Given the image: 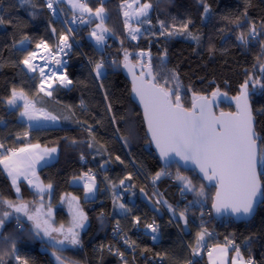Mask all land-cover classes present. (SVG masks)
Wrapping results in <instances>:
<instances>
[{"label": "trees", "instance_id": "1", "mask_svg": "<svg viewBox=\"0 0 264 264\" xmlns=\"http://www.w3.org/2000/svg\"><path fill=\"white\" fill-rule=\"evenodd\" d=\"M125 2L128 0H104L101 5L100 0H86L92 10L101 6L106 9L105 26L111 31L105 34V44L97 46L90 33L99 20L92 16L90 23L80 22L73 33L77 46L68 56L65 68L73 84L68 90L57 84L53 95L47 97L38 91L40 78L36 73H28L19 63L26 52L18 48L19 44L16 42L27 35L32 41L26 47L28 51H34L35 45L41 39L55 48L60 33L68 34L67 28L61 18L56 19L50 15L43 0H33L35 8L21 6L19 0H0V15L13 20L12 25H0V143L6 148H19L28 143L57 148V159L49 166V171L41 174L45 185H52L50 195L52 206L57 210L56 213L61 215L60 220H63L66 216L65 210L58 207L61 198L75 196L88 217V227L80 237L81 245L60 251L63 259L69 263L123 264L117 256L105 250L109 242L108 236L104 237L109 219L111 224L120 221V227L130 240L135 241L137 258L143 255V261L150 258L161 259L163 256L161 264L187 263L191 258L189 245L194 244L196 233L201 230L203 221L204 227L217 235L214 240L206 238V244L228 245L229 240L234 241L235 245L240 247L245 260L252 258L256 264H264V204L257 210L256 216L245 223H233L227 218L215 220L209 213H205V210L211 208L215 189L200 181L195 172H186L177 165L166 169L170 172V177H161L156 182L158 193L162 194V198L169 204L173 207L176 205L182 187L175 179L178 167L180 173L192 179L197 188L201 184L205 186V197L183 192L185 200L179 211L184 210L189 201L197 199L203 201L202 207L199 204L189 206L186 228L183 227L185 225L183 221H172L166 214L163 218L157 219L139 202L138 192L141 189H144L145 194L153 201L146 183L163 168L151 150L140 110L130 99V83L120 67L126 49L130 54L129 61L137 67L138 73L141 72L139 65L142 62L148 63L150 56L153 72L158 74L157 79L161 82L165 78L169 79V87L176 86V82L171 80V73L174 70L179 76L186 107H190L192 92L211 96L219 87L222 93H227L228 98L237 96L240 84L248 75H261L259 65L264 63V49L261 48L259 40H264V36L258 40H250L247 46L242 45L235 38L241 29L236 28L233 23L226 22L222 17L228 16L233 20L237 16L243 18L246 9L248 22L256 23L259 28L261 21H264V0H207L212 10L203 19L202 6L197 0H139L141 3L152 4L148 16L151 23L143 24L144 29L136 40L131 39L126 32L121 13V4ZM11 5L15 7H10ZM58 8L63 19L73 16L63 5H58ZM33 12L34 16L31 14ZM81 17L84 21L90 19L89 15ZM173 18L176 22L191 18L193 23L190 25V31L200 36L199 43L183 35L173 37L161 35L158 21H164L168 25L173 22ZM52 28L56 29L55 33L51 31ZM242 30L247 31V24ZM70 41L73 42V39L70 38ZM141 52L146 54L143 59L138 56ZM101 57L109 61L106 63L105 77L102 81L96 80L92 72L94 63ZM257 57L260 58L259 61ZM112 61L116 63L113 64ZM101 82L103 88L100 87ZM13 87L23 88L28 94L29 101L34 102L37 108L59 117L58 127L33 129L25 124L20 118L22 108L12 109L4 102L10 96ZM105 93L108 96L107 100ZM109 103L112 105L111 111L107 108ZM249 104L255 116V130L258 136L264 138V89L250 88ZM218 106L220 111H234L233 102L220 101ZM113 116L116 117L115 123L112 121ZM25 132L28 133L27 136L24 135ZM122 136L128 138L127 145L121 139ZM73 140L77 143L73 144ZM89 143L93 144V148L88 147ZM261 146L264 147V143ZM81 155L84 156L83 160L80 158ZM117 156L120 160L116 159ZM88 169L96 170L98 192L95 202L105 197L113 199L112 185H119L121 179L131 175L130 180L125 179L124 186V189H129L130 192L126 195L122 193L125 198L129 197L126 205L132 209L126 214V219L124 215L117 213L112 214L110 218L107 216L99 218L96 211L91 208L94 200L88 201L83 198L84 187L72 184L79 181L74 180V177L81 176ZM66 177L70 180L69 183L65 181ZM128 185L132 187H127ZM20 188L23 202L31 205L39 203L40 197L26 183L21 181ZM104 189L105 193L102 194ZM0 194L16 203L21 202L17 199L11 181L1 166ZM46 198H49L47 193L44 194V200ZM201 212L204 213L203 216ZM133 216L141 218V226L153 221L159 225V244L154 245L150 238L133 232ZM23 222L24 228L18 229L15 218L11 217L0 232L15 238L18 254L27 259L28 264H55L50 253L41 251L45 245L39 238L34 237L29 222L25 220ZM10 248V242L0 243V252L10 251ZM4 260L6 264H18L8 255L4 256Z\"/></svg>", "mask_w": 264, "mask_h": 264}, {"label": "snow or ice", "instance_id": "2", "mask_svg": "<svg viewBox=\"0 0 264 264\" xmlns=\"http://www.w3.org/2000/svg\"><path fill=\"white\" fill-rule=\"evenodd\" d=\"M62 0H45L46 7L56 14L57 9L54 5L60 4ZM103 5L104 0H100ZM21 6H30L35 8L33 0H19ZM72 8L79 9L81 15L88 13L90 19L82 23L91 22V17L99 20L95 29L90 35L95 39L97 46H103L105 44L106 33L111 30L105 26L106 9L101 6L93 10L87 6L86 3L81 0H69ZM139 6L135 10V17L140 24H150L151 20L148 18L149 10L152 8L151 3H140L139 0H135ZM197 3L202 6V19L211 13V5L207 0H197ZM10 7H15L11 5ZM123 8L124 5L122 4ZM132 7L131 4L128 5ZM33 16L35 13H31ZM125 27L128 29V35L131 39L136 40L137 34L140 33V28H132L129 24L130 13L124 11ZM143 18V19H141ZM75 16L72 23H75ZM228 23H233L236 28L241 29L236 35V40L247 46L250 40H258L259 37L264 36V21H261L259 28L256 23L248 22L247 10L241 16L235 17L233 20L228 16L222 17ZM160 34L173 37L177 35H183L186 38L192 39L199 43L200 36L194 35L190 31V25L193 23L191 18H187L184 21L176 22L173 18V22L166 25L164 21H158ZM12 25L13 20L7 19L4 15H0V25ZM245 24H247V31H243ZM53 33L56 32L55 28H52ZM73 29H68L67 32L71 33ZM223 31V29H221ZM31 38L24 35L18 43L19 45L31 44ZM261 48L264 49V40H259ZM15 46V45H14ZM36 49L42 50L46 55L40 56V59L44 61L43 64L36 63L38 53L37 51H28L26 48L22 51L26 52L23 59L20 60V64L27 69L28 73H39L40 82L38 85V91L45 96L51 97L53 95L54 84L58 83L60 87L67 88L73 84V81L69 79L66 70L56 71L52 67V63L59 69H64L66 61L63 59H57L58 53L67 55V50H71L72 44L69 43V35L65 32H61L58 38V43L55 48L50 47L47 41L41 39L39 43L35 45ZM102 51V48H101ZM129 53L124 50L123 66L128 69L132 75V92L139 99V103L143 106V118L147 125V132L150 135V142L155 144L156 149L159 152L160 158L165 162V168L157 171L152 176V184L155 185L162 176L169 175L166 169L172 164L179 165L183 162L184 165L189 163L196 166L199 172L202 173L203 179L208 182H214L216 188L215 195L212 198L211 209L217 214H227L235 217L238 220H244L251 217L260 204H264V138L258 136L254 128V120L252 109L249 104V90L259 87L264 89V63L259 65L260 76L255 74L248 75L243 83L239 86V95L232 97L235 101L236 112H224L221 111L219 115L214 112V107L218 106V100L221 97L227 98V93H222L219 87L211 93V98L206 95H200L192 92L190 107L185 106L184 96L181 92V86L179 83V76L173 70L171 73V80L176 82L175 87H169V79L165 78L162 82L157 79L158 74H154L151 64L150 56L148 63H141L139 66L141 72L136 75L134 68L135 65L129 61ZM145 53L141 52L138 56L143 59ZM166 56V50L165 54ZM259 57L257 60L259 61ZM90 63H92L90 61ZM113 64L116 61H112ZM164 59L161 58V65H163ZM255 68L256 65H253ZM49 71L46 72L45 69ZM106 63L103 57L99 61L94 63L92 72L96 80L102 81L105 77ZM35 77H33L34 79ZM101 82L100 87L103 88ZM191 91V89H189ZM105 99H108L107 93H105ZM18 101H23V104H19ZM6 104L12 108H22L20 116L27 119L29 127L33 126L32 122H38L40 120L51 121L56 123L59 117L53 115L50 112L45 111L42 108H37L34 102L29 101L28 94L23 88L17 89L13 87L11 89L10 96L6 99ZM83 105V101H81ZM108 111L112 110V105H107ZM67 119V118H65ZM113 123L116 121V117H112ZM89 132L91 134V126H89ZM119 131V129H117ZM28 135L27 132L24 133ZM127 145L128 138L121 137ZM73 144L77 141L73 140ZM89 148H93V144H88ZM0 165H3V171L7 173L11 179V187L15 190L16 197L20 200V203H16L11 199H7L0 194V229L4 228L5 222L13 216V213L19 214L15 216L16 225L18 229L24 228V222L22 216L26 217L31 222V232L34 237L39 238L45 245V249H52V256L57 264H64V260L58 253L62 250L63 246H79L81 245L80 230H83L86 226L88 219L87 215L79 207V199L75 196L62 197L61 201L65 199L68 201L69 210L71 213V221L68 227L64 224L59 226L55 225L52 218V209L48 205L47 209L44 204V194L51 195L52 185H44L39 182L36 177L35 168L43 161L45 164L53 159V153H56L57 149L45 148L41 149L39 144H25L19 148H6L3 143H0ZM81 160L84 156L81 155ZM120 160V157H116ZM123 163V161H121ZM103 167V165H101ZM35 177V180L29 177ZM21 178L28 182V185L34 189V193L40 197L39 203L30 205L23 202V198L20 195ZM125 179L130 180L131 175ZM125 179L119 181V185L113 184V207L120 210V214L127 218L126 214L132 211L125 203H121L120 194L115 192V189L125 186ZM175 179L181 184V192H192L196 197H205V186L201 184L199 188L193 184L192 179L188 176L182 175L177 168ZM74 180H83L85 196L92 195L97 188L96 177L91 171L83 173L79 177H74ZM127 187H132L128 185ZM144 192V189H141ZM154 196L160 198L156 200L157 204H163L167 206L168 210L172 213L173 218L176 220H182L185 226L188 225L187 212L189 206L193 204H199L203 206V201L197 199L195 201H189L184 210L178 211L167 200L162 198V194L158 192L153 193ZM11 209L12 211H7ZM46 209V210H45ZM201 212V216H203ZM211 215V213H209ZM132 220L134 225H139L141 218L139 216H133ZM152 233L159 232V225L153 221L151 224L144 226ZM114 234H120L122 229L120 227V221H116V227L114 228ZM56 234V235H53ZM212 233L204 227L203 221L201 222V230L196 233L195 241L193 245H189L191 248L192 256L200 255L201 249L206 247V238H210ZM123 240L128 247H133L135 241L130 240L127 234L124 233ZM157 239L156 235L152 236V240ZM11 243L10 251L0 252V264H6L4 256L8 255L10 259L18 262V264H28V260L22 258L18 254L16 240L13 236L3 235L0 232V243ZM228 245L232 246L235 251V256L231 260V264H256L252 258L247 260L241 254L240 247L235 245L234 241L229 240ZM103 247V246H102ZM219 250L222 255H218L213 258V253ZM112 247L109 246V251H112ZM228 253V247L216 245L214 248L208 251V257L210 264H226V258ZM116 255L124 260V253L118 249L115 250ZM159 255V254H158ZM161 256V261L163 260ZM124 264H127L125 261ZM187 264H195L194 260H188Z\"/></svg>", "mask_w": 264, "mask_h": 264}, {"label": "built area", "instance_id": "3", "mask_svg": "<svg viewBox=\"0 0 264 264\" xmlns=\"http://www.w3.org/2000/svg\"><path fill=\"white\" fill-rule=\"evenodd\" d=\"M81 2L85 3L86 0H81ZM43 4H44V6H46L45 0H43ZM54 7L57 9V12H56L55 15H53V13L46 7L47 10L49 11L50 15L53 18H56V19L57 18H61L63 23H64V25L66 26L67 30L68 29H73V31L71 33H68V35H69V43L72 44L71 50H67L66 49L67 55H64L63 53H58L57 56H56L57 59H63V60H65L68 63V59H67L68 56L72 53V51L77 46V44L74 42L73 33L78 28V25L80 24L82 17L80 15L75 14L72 17H70L69 19H63L61 14H60L58 5H54ZM74 16L76 18L75 19V23H72V20H73ZM70 38L73 39V42L70 41ZM93 40L95 41L94 38H93ZM35 51H37V53H38L36 63L43 64L44 61L40 59V56L46 55V53H44L42 50H38L36 48H35ZM104 60H105V63L109 62L107 59H104ZM67 63L64 66V69H59L58 67H56L54 65V62L52 63V67L56 71L66 70L65 68L67 66ZM45 71L48 72L49 69L46 68ZM36 75L39 77V73L38 72L36 73ZM57 84L58 83H56V85ZM61 88L64 89V90H68L70 88V85L67 88H63V87H61ZM89 170L90 169H88L86 172H89ZM90 171L97 178L96 170L93 169V170H90ZM168 173H169V175L162 176V177H164V178L170 177V172H168ZM83 184H84V181L82 180V185ZM146 184H147L146 188L148 189V192L150 193V195H152V197L154 199L153 202L156 203V200L160 198L159 196H154L153 195L154 192H158L157 191V183L155 185H153L152 184V179H151V180L147 181ZM123 188H125V187L123 186ZM129 192H130L129 189H126L125 195L128 194ZM104 193H105V189H104V191H102V194H104ZM184 200H185V193H182L180 191L179 195H178V201L175 203L176 205L174 206V208H176L179 211V209L181 208V204L184 202ZM112 206H113V199L110 198V197H108V198L105 197V198H101L100 200H98L96 202L94 200V202L91 205V208H92L93 211L94 210L96 211V213L98 214L99 218H105V216L110 218L112 216V214H113V211H114V210L111 211ZM138 208H140V206H138ZM163 209L167 212V210L164 207H163ZM205 213H210V210H205ZM172 221H175V220L173 219ZM151 223H153V222H149L148 224H151ZM144 226H141L140 224L139 225H134V222H133V232L135 234H137V235L140 234L142 236L150 238L152 244H154V245L159 244V242H160L159 233H152L149 229H146ZM115 227H116V224L115 223L111 224L109 219H108V221L106 223V227H105L106 231H105V236L104 237L108 236L109 242H107L105 250L109 251V246H111L113 250L110 251V252L112 253L113 256H117L118 260L121 261L123 264H124L125 261L127 262V264H161L162 261L159 258L145 259V261L142 260V258H144L143 255H141V256H139V258H137L136 249L134 248V245H133V247H128V245H126L124 243V240H123L122 237H123L124 233H126V232L121 228L122 232L120 234H114L113 230H114ZM208 231L210 233H212V236L210 237L211 239L214 240V239L217 238V235H216V233L214 231H212V230H208ZM153 235L157 236V239L155 241L152 240V236ZM127 237H128V235H127ZM221 245H223V244H221ZM227 247L229 248L230 251H234L232 246L227 245ZM212 248H214V245L206 244V247L201 249L200 255L195 256V257L192 256V253H191V250H190V257H191L190 260H194L195 264H207L206 259H207V256H208V251L211 250ZM116 249H118L120 252L124 253V260H121L118 255L114 254ZM185 264H187V263H185Z\"/></svg>", "mask_w": 264, "mask_h": 264}, {"label": "rangeland", "instance_id": "4", "mask_svg": "<svg viewBox=\"0 0 264 264\" xmlns=\"http://www.w3.org/2000/svg\"><path fill=\"white\" fill-rule=\"evenodd\" d=\"M86 3V2H85ZM141 3V2H140ZM87 4V3H86ZM129 4H131L132 5V7L131 8H129L128 7V5ZM142 4V3H141ZM122 5V4H121ZM123 5H124V7L122 8L121 7V13H122V15H123V13H124V11H128L129 13H130V18H128L129 19V24H130V26L132 27V28H136V27H138V28H140V32L144 29V27H143V24H140L139 23V21H138V19L135 17V15H134V13H135V10H136V8L139 6L137 3H135V0H128V2H125V3H123ZM87 6L89 7V5L87 4ZM149 14H150V10H149ZM149 14H148V16H149ZM123 19H124V21H125V17H124V15H123ZM141 19H143V18H141ZM126 28V27H125ZM126 32H127V34H128V29L126 28ZM140 34V33H139ZM139 34H137V38H138V36H139ZM130 37V36H129ZM31 74H34V73H31ZM39 81H40V79H39ZM55 85L56 84H54V87H55ZM220 99V101H223V102H226V103H229V102H234V100H232L231 98H224V97H221V98H219ZM18 103L19 104H23V101H18ZM217 112L219 113L220 112V108H217ZM24 118V117H23ZM25 121H27V119L25 118ZM28 122V121H27ZM29 123V122H28ZM33 123V126H32V128L33 129H37V128H48V127H50V126H53V124H52V122L51 121H44V120H40V121H38V122H32ZM96 183H97V178H96ZM123 191H126L124 188H122V187H117L116 189H115V192H117V193H119L121 196H120V201L119 202H121V203H127L128 201H127V199L129 198V197H126L125 198V196H123L121 193H123L124 194V192ZM70 197V196H69ZM86 198H89L88 196L86 197ZM91 198H92V196H91ZM153 198V197H152ZM51 200L52 199H50V196H49V198H46L45 200H44V204H45V206H46V209H47V206L48 205H50L51 206V209H52V218H53V220H54V222H55V225L56 226H59L60 224H64L65 225V227H68L69 226V224H70V221H71V213H70V210H69V205H68V201H67V199H65L60 205H58V207L59 208H64V210H66V211H64V213H65V218L63 219V220H60V214H57L56 213V209H55V207L54 206H52L53 204H52V202H51ZM153 201H154V199H153ZM155 203V202H154ZM31 205V204H30ZM38 205V204H37ZM155 205L158 207V208H161V210L163 211V213L164 214H166V215H168V217H169V219H174L173 218V215H172V213L168 210V208H167V206H165V205H163V204H156L155 203ZM167 210V212L163 209V207ZM45 209V210H46ZM112 210H114V212H113V214L114 213H117V214H119L120 215V210L119 209H115L113 206H112V208H111V211ZM8 211H12L11 209H8ZM19 215V214H18ZM57 216H59V217H57ZM26 220H27V218L26 217H24ZM24 219V220H25ZM9 220V219H8ZM25 220V221H26ZM174 220H176V219H174ZM28 221V220H27ZM29 224L31 225V222L29 221ZM32 226V225H31ZM56 235V234H55ZM216 245H220V246H224V245H221V244H219V243H216V244H214V247L216 246ZM67 248H73V246H63V248H62V250H64V249H67ZM61 250V251H62ZM41 251H47L48 253H50V255H51V259H52V262L53 263H55V264H57V262L55 261V259H54V257L52 256V249L51 248H48L47 250L45 249V246H42V248H41ZM229 252V251H228ZM59 255H61V253L59 252L58 253ZM227 256H228V258H227V260H226V264H229V257L231 256V259L235 256V252H232V254L229 256V253H227ZM243 256V255H242ZM63 258V257H62ZM64 260V264H72V263H69V262H67L65 259H63Z\"/></svg>", "mask_w": 264, "mask_h": 264}, {"label": "water", "instance_id": "5", "mask_svg": "<svg viewBox=\"0 0 264 264\" xmlns=\"http://www.w3.org/2000/svg\"><path fill=\"white\" fill-rule=\"evenodd\" d=\"M131 64H132V63H131ZM120 67H121V70H122V72H123L125 78H127V80H128L129 83H130V88H131L130 99H131L132 103L135 104V106L137 107V109L140 110L141 118H142V120H143V123H144V126H145V130H146V136H147L148 141H150V135H149L148 132H147V125H146V123L144 122V118H143V106L139 103V99H138V98L134 95V93L132 92V75L129 73L128 69L125 68V67L123 66V64H122ZM134 71H135L136 75H139V74H140V73H138V69H137L136 66H135V68H134ZM209 98H211V96H209ZM248 101H249V98H248ZM219 102H220V99L218 100V105H219ZM233 105H234V111H232V112L234 113V112H236V104H235V101L233 102ZM250 106H251V105H250ZM218 107H219V106L214 107V109H213L214 112H215L217 115H219V113L221 112V111H220L219 113L217 112V108H218ZM251 109H252V108H251ZM252 114H253V111H252ZM253 120H254V128H255V116H254V115H253ZM255 131H256V130H255ZM150 146H151V150H152V152L154 153L155 157L158 159V161L160 162L162 168L164 169V168H165V162L160 158V156H159V152H158V150L156 149L155 144L150 142ZM172 165H177V164H176V163H172L170 166H172ZM170 166H169V167H170ZM177 166H179L182 170H184V171H186V172H195V173L198 175L200 181L204 182V183H205L207 186H209V187H213V188L215 189V191H216V188H215V186H214V182H208V181L204 180V179H203V175H202V173L199 172V169L196 168L195 165H193V164H191V163H189L188 165H184L183 162H180L179 165H177ZM167 169H168V168H167ZM215 191H214V192H215ZM138 195H139V196H138V200H139V202H140L143 206H145V207L149 210L150 213H152L154 216H156L157 219H159V218L161 219V218L164 217V216H163L164 213H163V211L161 210V208H158V207L154 204V202L151 200V198H150L148 195L145 194V192L142 193L141 191H139V192H138ZM214 195H215V194H214ZM261 206H262V204L258 205V206L256 207V209H255L253 215H252L251 217L247 218V219H244V220H238V219H236L235 217L229 216V215H227V214H221V215L217 216V214H216L211 208H210V213H211L212 218L215 219V220H221V219L227 218V219L231 220L233 223H245V222H248V221L252 220V219L256 216V214H257V210H258ZM183 227L186 228L185 225H183Z\"/></svg>", "mask_w": 264, "mask_h": 264}, {"label": "crops", "instance_id": "6", "mask_svg": "<svg viewBox=\"0 0 264 264\" xmlns=\"http://www.w3.org/2000/svg\"><path fill=\"white\" fill-rule=\"evenodd\" d=\"M57 5H63V7H65L66 8V10H67V12H69L71 15H75V14H77V15H81V12H80V10L79 9H73L72 8V5L69 3V0H62V2L60 3V4H57ZM90 8V7H89ZM95 12V10H93V13ZM86 15H89L88 13H83V15H81V16H83V17H86ZM28 46V44H25V45H18V47L19 48H21V49H23V48H26ZM26 71H27V69H26ZM43 94V93H42ZM44 95V94H43ZM45 96V95H44ZM47 97H49V96H47ZM22 105V104H21ZM21 118V120L25 123V124H27V125H29V123L27 122V121H25V118H23V117H20ZM53 124V126H50V127H58V125H59V122L57 121L56 123H52ZM32 128V127H31ZM40 148L41 149H45V148H53V147H44V146H40ZM57 149V148H56ZM53 155V159H51L50 161H48L46 164L43 162V161H41V163L39 164V165H37L36 166V168H35V172H36V177H38V179H39V182H41V183H43L44 185H45V183H44V179L42 178V176H41V174L43 173V172H45V171H49L50 170V165L57 159V151H56V153H53L52 154ZM1 166V169H3V165H0ZM5 174H6V176L8 177V175H7V173L6 172H4ZM30 179H33V180H35V177H29ZM8 179H10L9 177H8ZM10 181H11V179H10ZM21 181L22 182H24V183H26L27 184V186H29L28 185V182L26 181V180H23V178H21ZM65 181L66 182H70V180L68 179V177H66L65 178ZM82 181V180H81ZM72 184H74V185H82V182H80V180L79 181H76V182H73ZM71 184V185H72ZM96 185H97V183H96ZM30 187V186H29ZM83 187V186H82ZM31 188V187H30ZM31 189H33V188H31ZM14 190V189H13ZM34 190V189H33ZM84 191V196H83V198H85L86 200H88V201H92V200H94L95 198H96V195H97V192H98V186H97V188H96V191L92 194V195H90V196H88L89 198H86V196H85V190H83ZM122 194V193H121ZM91 196H92V198H91ZM121 196V195H120ZM64 197H69V196H64ZM20 203V202H19ZM62 203V201L60 202V204ZM59 204V205H60ZM79 207H80V209L83 211V208H81V205H80V202H79ZM64 209V208H63ZM66 211V210H65ZM84 212V211H83ZM16 215H18V214H16V213H13V216H12V218H15V216ZM121 215V214H120ZM22 219L24 220L25 218L22 216ZM26 220V219H25ZM27 221V220H26ZM180 221H182V220H180ZM27 222H29V221H27ZM86 223V226H85V228L83 229V230H80V237H81V235L85 232V229L88 227V219H87V221L85 222ZM53 235H55V234H53ZM226 247H227V245H225ZM228 253H229V256L232 254V253H230V250H229V248H228ZM218 255H222L220 252H219V250L217 249V251L216 252H214L213 253V258H216ZM227 258H228V256H227ZM227 258H226V260H227ZM229 264H231V256L229 257ZM206 262H207V264H210V262H209V257L207 256V259H206ZM218 264H219V262H218Z\"/></svg>", "mask_w": 264, "mask_h": 264}]
</instances>
